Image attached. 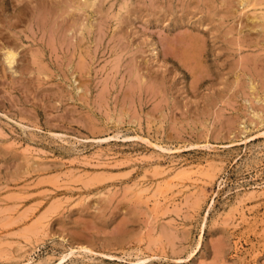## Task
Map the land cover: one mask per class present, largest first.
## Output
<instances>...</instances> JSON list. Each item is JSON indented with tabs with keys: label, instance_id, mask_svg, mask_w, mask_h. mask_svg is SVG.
Returning <instances> with one entry per match:
<instances>
[{
	"label": "rangeland",
	"instance_id": "rangeland-1",
	"mask_svg": "<svg viewBox=\"0 0 264 264\" xmlns=\"http://www.w3.org/2000/svg\"><path fill=\"white\" fill-rule=\"evenodd\" d=\"M0 264H264V0H0Z\"/></svg>",
	"mask_w": 264,
	"mask_h": 264
},
{
	"label": "bare ground",
	"instance_id": "bare-ground-1",
	"mask_svg": "<svg viewBox=\"0 0 264 264\" xmlns=\"http://www.w3.org/2000/svg\"><path fill=\"white\" fill-rule=\"evenodd\" d=\"M4 42H5V40H4ZM3 44H5V47L3 48V51H4V49L6 50V52L4 54V57H3V61H4V63H8L10 68H11V65L13 63H15V61L17 59V56H18V53H19V48H20L21 45L19 46L15 42H8V43L6 42V43H3ZM186 176H188V175H186Z\"/></svg>",
	"mask_w": 264,
	"mask_h": 264
}]
</instances>
